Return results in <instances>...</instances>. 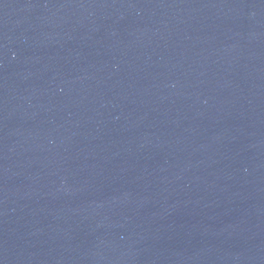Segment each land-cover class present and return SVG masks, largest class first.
<instances>
[{"label":"water","instance_id":"95a60500","mask_svg":"<svg viewBox=\"0 0 264 264\" xmlns=\"http://www.w3.org/2000/svg\"><path fill=\"white\" fill-rule=\"evenodd\" d=\"M0 264H264V0H0Z\"/></svg>","mask_w":264,"mask_h":264}]
</instances>
